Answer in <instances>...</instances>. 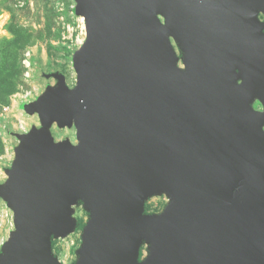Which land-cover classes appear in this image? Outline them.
<instances>
[{"label":"water","instance_id":"1","mask_svg":"<svg viewBox=\"0 0 264 264\" xmlns=\"http://www.w3.org/2000/svg\"><path fill=\"white\" fill-rule=\"evenodd\" d=\"M74 2L76 85L55 76L24 107L40 127L16 136L0 185V264H60L78 205L73 264H264V0ZM155 196L168 203L146 214Z\"/></svg>","mask_w":264,"mask_h":264},{"label":"rangeland","instance_id":"2","mask_svg":"<svg viewBox=\"0 0 264 264\" xmlns=\"http://www.w3.org/2000/svg\"><path fill=\"white\" fill-rule=\"evenodd\" d=\"M259 20L264 22L262 14ZM84 40V22L75 14L74 0H0V185L6 181L4 172L11 167L19 144L16 136L40 127L38 117L28 115L23 108L35 102L47 87L54 86L55 76L63 77L70 89L75 87L72 57ZM171 43L178 67L183 69L179 50ZM26 54L31 64L29 78L23 67ZM252 109L261 112L262 106L255 101ZM262 129L264 132V126ZM50 135L55 143L67 140L77 144L73 127L59 129L54 124ZM167 203L165 196L152 197L146 201L144 211L158 214ZM72 217L77 223L74 231L52 241V254L60 264L76 262L82 229L88 221L82 205L73 207ZM13 231V213L0 199V252ZM146 255L143 246L140 259Z\"/></svg>","mask_w":264,"mask_h":264},{"label":"built area","instance_id":"3","mask_svg":"<svg viewBox=\"0 0 264 264\" xmlns=\"http://www.w3.org/2000/svg\"><path fill=\"white\" fill-rule=\"evenodd\" d=\"M29 54H26L25 55V59L23 60V67H24V70H25V77L26 78H29L30 77V61H29Z\"/></svg>","mask_w":264,"mask_h":264},{"label":"bare ground","instance_id":"4","mask_svg":"<svg viewBox=\"0 0 264 264\" xmlns=\"http://www.w3.org/2000/svg\"><path fill=\"white\" fill-rule=\"evenodd\" d=\"M81 21L84 22L83 18L81 17ZM85 28V27H84Z\"/></svg>","mask_w":264,"mask_h":264},{"label":"crops","instance_id":"5","mask_svg":"<svg viewBox=\"0 0 264 264\" xmlns=\"http://www.w3.org/2000/svg\"><path fill=\"white\" fill-rule=\"evenodd\" d=\"M23 111L25 112L24 108H23Z\"/></svg>","mask_w":264,"mask_h":264}]
</instances>
